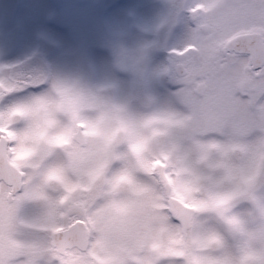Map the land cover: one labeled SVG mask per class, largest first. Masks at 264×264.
Segmentation results:
<instances>
[{"label":"clouds","instance_id":"9594fccd","mask_svg":"<svg viewBox=\"0 0 264 264\" xmlns=\"http://www.w3.org/2000/svg\"><path fill=\"white\" fill-rule=\"evenodd\" d=\"M195 3L161 0L150 38L113 39L103 65L0 62L3 250L26 251L30 215L54 209L97 221L86 264H264V95L245 123L200 105L197 59L176 51L207 36L187 35Z\"/></svg>","mask_w":264,"mask_h":264},{"label":"snow or ice","instance_id":"6c2138e0","mask_svg":"<svg viewBox=\"0 0 264 264\" xmlns=\"http://www.w3.org/2000/svg\"><path fill=\"white\" fill-rule=\"evenodd\" d=\"M219 5L220 0H196L189 9L196 27L189 23L187 35L195 41L203 30L207 36L200 45L192 42L176 51L197 59L189 76L200 77L205 85L200 105L219 123L229 119L245 123L246 105L264 95V0H227L225 10L214 16ZM198 11L203 15L197 16ZM204 17L212 22L205 23ZM220 26L226 29V38L218 35ZM27 224V250L0 247V264H86L85 234L97 221L75 218L59 222L53 209L43 218L32 213Z\"/></svg>","mask_w":264,"mask_h":264},{"label":"rangeland","instance_id":"374dc122","mask_svg":"<svg viewBox=\"0 0 264 264\" xmlns=\"http://www.w3.org/2000/svg\"><path fill=\"white\" fill-rule=\"evenodd\" d=\"M161 12V0H0V62L103 65L113 39L150 38L140 28L151 31Z\"/></svg>","mask_w":264,"mask_h":264}]
</instances>
